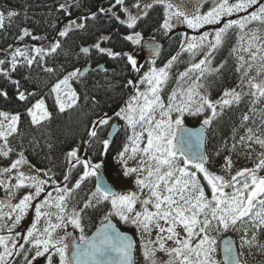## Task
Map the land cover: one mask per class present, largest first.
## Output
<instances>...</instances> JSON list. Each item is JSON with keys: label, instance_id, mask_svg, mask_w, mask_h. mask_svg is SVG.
Here are the masks:
<instances>
[{"label": "snow or ice", "instance_id": "snow-or-ice-1", "mask_svg": "<svg viewBox=\"0 0 264 264\" xmlns=\"http://www.w3.org/2000/svg\"><path fill=\"white\" fill-rule=\"evenodd\" d=\"M85 7L81 0H57L55 11L68 19L61 28L48 21L53 39L20 27L19 41L40 46L26 43L0 58V100L24 106V113L0 110V264H252L248 257L264 264V0H102L95 10ZM157 11L155 32L168 36L179 24L197 33H184L179 50L162 64L160 45L145 41L142 31ZM19 15L0 11V30ZM100 21L117 32L122 28L117 38L128 46L147 44L146 69L133 52L106 46L112 39L107 35L75 52L65 49L71 36ZM206 26L214 30L201 31ZM233 37L229 57L217 61ZM61 54L68 64L50 66ZM97 57L123 65L128 98L111 114L97 112L59 163L54 144L45 142L38 167L26 153L41 146L35 138L25 146L23 119L37 128L52 121L47 99L58 113L77 108L81 96L74 84L93 76L103 74L94 90L112 87L117 73L98 60L93 66ZM230 59L237 82L224 86ZM36 69L57 76L47 92L24 74ZM85 99L100 107L95 96ZM242 104L246 111L233 124L232 143L222 144L226 154L213 171L204 151L209 130L215 133ZM190 117L198 128L187 126ZM113 150L118 177L131 181L130 187L116 190L100 175ZM241 152L251 167L236 168L233 154ZM117 223L131 226L139 242ZM90 224L95 231L88 234Z\"/></svg>", "mask_w": 264, "mask_h": 264}, {"label": "trees", "instance_id": "trees-1", "mask_svg": "<svg viewBox=\"0 0 264 264\" xmlns=\"http://www.w3.org/2000/svg\"><path fill=\"white\" fill-rule=\"evenodd\" d=\"M63 2V0H60ZM82 4L86 7L83 10H87L91 8L95 10L97 6L101 5L102 0H81ZM57 5V0H0V10L5 12L9 10H15L20 13L16 19L13 20L11 25H8L4 30H0V58H3V52L9 45L14 49L18 44V33L20 27H28L34 34L47 36L48 40L51 41L55 36V29L50 27L48 21H55L56 27L60 28L61 23L68 19L67 17L61 15L60 13L55 11V7ZM106 6V4L104 5ZM205 5V7H207ZM25 13L27 14V19H25ZM75 12L73 13V18L75 17ZM159 19L158 13L152 14V20L148 25L142 27L143 34L147 37H153L160 41H166V48L162 57L157 61L158 64H162L166 62L171 55H174L178 50L179 41L182 39V34L176 35L174 38L167 40V36L160 34L159 32H155V24ZM90 30L85 33L76 34L73 39H69V44H66L65 49L70 52H75L78 50V45H88L91 44L97 36L99 35H110L112 37V44L116 51H133L134 47L128 46L127 42H122L118 39V35L120 32L124 30L121 28L120 32H117L114 26H110L106 21L100 22H89ZM98 35L96 36V34ZM93 37V38H92ZM91 38V40H89ZM25 43H31L28 38H25ZM235 42V37L229 42L221 52L217 55V61L229 57V47L232 43ZM68 45V46H67ZM70 45V46H69ZM46 46V44H45ZM72 62L78 63L80 66L82 61L77 62L76 57L72 56ZM182 60H187V55L181 57ZM98 60L99 63L103 62L107 65L109 69H115L117 75L115 77H111L112 87L104 89H93V84L100 80L103 82V74L101 76H93L91 79L87 81L85 84H76V89L81 96L80 104L77 108L73 110H69L65 113H58L55 109L53 111V119L50 122H47L43 127L37 128L30 125L27 118L25 117L21 124V134L24 139L25 146H28V141L30 139L35 138L39 141V145L43 147L45 142L54 144V150L52 155L56 158V162L59 163L63 158V152L66 151L71 146H74L76 143L80 141V138L85 136L86 127L89 124L91 119L95 118L97 112L107 111L109 113L113 112L120 102L123 101V91L122 84L124 80L127 78L124 74H122L121 69L123 67L122 64H117L108 59L95 58L94 62ZM50 66L57 64H68V61L65 59V56L61 54L56 60L50 61ZM185 67V64H179L178 68ZM233 61L229 60L228 71L225 73V77L221 80V84L224 86H233L237 82L236 74L232 71ZM24 71V70H22ZM175 71V69H174ZM25 75H31L33 80L40 84L41 89L46 92L48 85L52 84L56 81L57 76L45 74L41 72L39 69L33 70L31 72L24 71ZM14 78L19 79L20 77L16 74H13ZM28 87L32 88L33 85L29 84ZM219 89L214 87L212 90L213 97L215 98L218 95ZM12 89H9V93L11 94ZM90 98L95 96L100 101V107H94L91 103L90 99L86 100L85 95ZM0 109L10 112L19 111L24 113V106L18 105L17 103H5L0 100ZM243 111H246V106L241 105L238 110L234 113H230L228 116L224 118L221 124L217 127L215 133H212L209 130V135L207 138V155L211 157L210 168L213 171H218L219 166L222 163L223 155L226 154L223 152L222 144L227 141L229 145H231V135H232V126L233 124H239L240 115ZM188 126L196 127L199 126L196 118H189L187 121ZM243 131V130H241ZM121 138L117 139L116 145L119 146L121 144ZM41 147H38L35 152L26 153L29 156V159L37 164L38 167L43 166L40 164V161L43 160L44 154L47 152V148L43 147V151H41ZM220 149L221 155L217 156L215 153ZM116 151L113 150L112 153L106 158L107 159V167L103 169L105 176L112 184L117 177V169L119 165L115 162ZM233 159L236 161V168L242 167H251L252 162L250 160L245 159L244 155L241 153L233 154ZM47 163V161H45ZM95 178H93V183L89 184L88 187H93ZM3 196L2 191H0V197ZM119 227L123 231L132 232V227L129 225L119 224ZM95 230V224H90L86 231L88 234H91ZM232 236L236 240V236L232 234H226ZM225 235V236H226ZM135 236V235H134ZM137 260L139 261L136 254ZM249 260L252 264H255V260L252 257H249Z\"/></svg>", "mask_w": 264, "mask_h": 264}, {"label": "rangeland", "instance_id": "rangeland-1", "mask_svg": "<svg viewBox=\"0 0 264 264\" xmlns=\"http://www.w3.org/2000/svg\"><path fill=\"white\" fill-rule=\"evenodd\" d=\"M0 11H3V10H0ZM3 12H5V11H3ZM5 13H7V12H5ZM154 13H158V11L157 12H154ZM233 18H237V17H233ZM14 19H16V17L14 18ZM13 19V20H14ZM65 22H67V19H65L62 23H61V25H60V28L63 26V23H65ZM5 24H6V27L9 25L8 24V22H7V20H6V22H5ZM5 27V28H6ZM214 30V26H206V28L205 29H202L201 31H213ZM173 33H175V34H184V33H187L188 35H196L197 33H194L192 30H190V29H187L186 28V26H184V25H176V27L173 29V31H172ZM80 33H82V32H80ZM79 34V33H78ZM76 35H73V36H71L69 39H73V37H75ZM69 39L67 40V43L66 44H69ZM89 40H91V38L89 39ZM112 42H113V40L111 39L109 42H108V44L106 45V46H111V44H112ZM37 44H40V42H37ZM66 44H65V46H66ZM68 46V45H67ZM70 46V45H69ZM81 46H87V45H84V44H82V45H78V49H79V47H81ZM136 46H140V45H136ZM135 46V47H136ZM12 49L13 48H6L5 50H8L9 52H11L12 51ZM2 52H4V51H2ZM134 53V55H135V58L137 59V61H138V63H139V65L142 67V71L144 70V69H146V67L149 65V63H147V62H145L144 61V59L143 58H141V57H138L137 55H136V53H135V51L133 52ZM50 64V63H49ZM78 63H76V66H79V65H77ZM184 69V67L183 68H180V71H182ZM54 83V82H53ZM51 86V84L50 85H48V88ZM76 86V84H74V87ZM171 87H175V85L174 84H171L170 85ZM48 88L46 89V92L48 91ZM76 88V87H75ZM131 91V89H126L125 91H123V101H121L120 103L121 104H119V106L117 107V109H115V110H118V108L120 107V106H122L123 105V102L128 98V94H129V92ZM46 102L49 104V106H50V111H52V107H51V105H52V100L51 99H47L46 100ZM1 110V109H0ZM114 110V111H115ZM113 111V112H114ZM112 113V112H111ZM110 113V114H111ZM189 119V118H188ZM114 121H115V117H114ZM120 123H122V122H120ZM116 142H117V140H116ZM118 172H119V168L117 169V177H115V180H114V182L112 183V185L115 187V189L116 190H120V189H122V188H127V187H130L131 186V181H129V180H126V179H123V178H120V177H118ZM0 198H2V196L0 197ZM132 234H134L135 235V237H136V240H137V243L139 242V236L135 233V231H134V229L132 228ZM137 254V256H138V258H140V259H142V257L140 256V253L139 252H137L136 253ZM162 255V254H161ZM218 258H220V255H219V257ZM165 259H166V257H165ZM221 259V258H220ZM248 259H249V257H248Z\"/></svg>", "mask_w": 264, "mask_h": 264}, {"label": "water", "instance_id": "water-1", "mask_svg": "<svg viewBox=\"0 0 264 264\" xmlns=\"http://www.w3.org/2000/svg\"><path fill=\"white\" fill-rule=\"evenodd\" d=\"M145 41H149V40H145ZM151 42L160 45V56H161V53H162V51L164 50V48H165V44H166V43H165V42L156 41V40H152ZM138 55H140V56H144V57H146V59H151V56H150V48L147 46V44L142 43ZM187 126H188V125H187ZM188 127H190V128H198L199 126H196V127L188 126ZM204 151H205V153L207 154V140H206V143H205ZM100 175H101V177L103 178V180H104L106 183H108L109 185H111V184L109 183V181L107 180V178H106V176H105L103 170H101ZM111 186H112V185H111ZM117 227L119 228L118 224H117ZM119 229H120V228H119ZM120 230H121V229H120ZM94 231H95V230H94ZM94 231H93V232H94ZM121 231H123V230H121ZM124 232H125V231H124ZM127 233H128V232H127ZM128 234H129L130 236H132L134 240H136L135 237H134L132 234H130V233H128ZM77 235H78V234H77ZM224 238H225V239L231 238L232 240L235 241V239H234L232 236H230V235H226ZM222 249H223V240L220 241V258H221V259L223 258V251H222ZM135 255H136V254H135Z\"/></svg>", "mask_w": 264, "mask_h": 264}, {"label": "flooded vegetation", "instance_id": "flooded-vegetation-1", "mask_svg": "<svg viewBox=\"0 0 264 264\" xmlns=\"http://www.w3.org/2000/svg\"><path fill=\"white\" fill-rule=\"evenodd\" d=\"M205 5H207V3H206ZM178 25H179V24H178ZM97 35H98V33L96 34V36H97ZM176 35H178V34H175V33H173V32L169 33V35L167 36V40H169V39H171V38H174ZM107 36H110V35H107ZM144 37H145V40L151 38V37H147V36H145V35H144ZM92 38H93V37H92ZM152 40H157V39H155V38L152 37ZM161 42H162V41H161ZM31 43L34 44V45H36V46H40V44H37V42H31ZM166 43H167V42H166ZM24 44H26L24 41H18L17 47H23ZM132 47H134V48H136V49H134V50L131 51V52H134V51H135V53H136V55H137L138 57H141V58L144 59L145 62L150 63L151 59H146V57L138 55L139 50H140V48H141V45H140L139 47H138V46H136V47H135V46H132ZM165 47H166V44H165ZM163 53H164V50L162 51L161 56L158 58V60L162 57ZM105 59H107V58H105ZM158 60H157V61H158ZM91 63H93V62H91ZM94 64H95V62H94ZM101 64H104L105 67H107V65H106L105 63L101 62ZM93 66H95V65H93ZM110 70H112V69H110Z\"/></svg>", "mask_w": 264, "mask_h": 264}]
</instances>
